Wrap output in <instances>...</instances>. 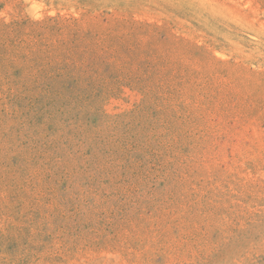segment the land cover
<instances>
[{
    "label": "rangeland",
    "instance_id": "obj_1",
    "mask_svg": "<svg viewBox=\"0 0 264 264\" xmlns=\"http://www.w3.org/2000/svg\"><path fill=\"white\" fill-rule=\"evenodd\" d=\"M0 264H264V0H0Z\"/></svg>",
    "mask_w": 264,
    "mask_h": 264
}]
</instances>
